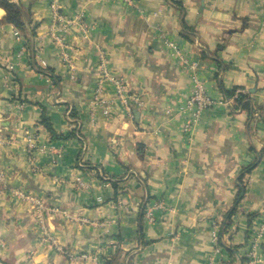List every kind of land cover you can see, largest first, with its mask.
Masks as SVG:
<instances>
[{"label": "crops", "instance_id": "crops-1", "mask_svg": "<svg viewBox=\"0 0 264 264\" xmlns=\"http://www.w3.org/2000/svg\"><path fill=\"white\" fill-rule=\"evenodd\" d=\"M12 1L24 24L0 23V264H264L249 257L264 223V0H60L92 26L64 33L68 60L51 0ZM192 65L216 100L195 122Z\"/></svg>", "mask_w": 264, "mask_h": 264}, {"label": "built area", "instance_id": "built-area-1", "mask_svg": "<svg viewBox=\"0 0 264 264\" xmlns=\"http://www.w3.org/2000/svg\"><path fill=\"white\" fill-rule=\"evenodd\" d=\"M128 2H132L133 0H125ZM61 3L60 0H51L50 2V10H51V23L49 27L50 36L58 43L63 49V58L68 60L67 52L64 49L67 47V44L64 42V33L72 26H77L81 37L87 38L88 33L90 32L92 26L85 21L83 13H77L71 16L64 15L60 11ZM14 34L19 36V31L15 30ZM193 73H192V89L186 100L185 106L188 108L191 113V122H195L202 112L212 107L216 104V100L210 96L207 92L203 81L197 75L195 71V65H192ZM100 68L104 71L106 76L109 78V73L107 72L105 65V56L103 53H100ZM110 80L114 84L115 87V95L119 98L125 106L130 108L133 106H141L142 100L138 95L129 93V89L127 88L126 83L117 77H110ZM182 109V107H181ZM188 129L189 125L186 123L184 126ZM2 175V171L0 170V176ZM147 216L151 218V212L146 211ZM264 235V223H262L253 237V245L249 251V257L254 262L264 263V256L258 254L257 249L260 243V239ZM214 239H217V234H214Z\"/></svg>", "mask_w": 264, "mask_h": 264}, {"label": "trees", "instance_id": "trees-1", "mask_svg": "<svg viewBox=\"0 0 264 264\" xmlns=\"http://www.w3.org/2000/svg\"><path fill=\"white\" fill-rule=\"evenodd\" d=\"M0 8H2L5 12L4 15L0 18V23H11L19 28L23 27V14L17 3L13 2L12 0H0ZM242 98L243 96H238L236 99L237 103H241ZM42 122L47 126L50 131H52L55 136L59 137V135L53 131L51 124L47 122L46 117H42ZM69 135L71 134H67V137Z\"/></svg>", "mask_w": 264, "mask_h": 264}, {"label": "rangeland", "instance_id": "rangeland-1", "mask_svg": "<svg viewBox=\"0 0 264 264\" xmlns=\"http://www.w3.org/2000/svg\"><path fill=\"white\" fill-rule=\"evenodd\" d=\"M0 177H2V180H3V172H2V175L0 176ZM41 228L43 229V226L41 225ZM46 231L45 230H43L42 232H41V236H45L46 235Z\"/></svg>", "mask_w": 264, "mask_h": 264}, {"label": "water", "instance_id": "water-1", "mask_svg": "<svg viewBox=\"0 0 264 264\" xmlns=\"http://www.w3.org/2000/svg\"><path fill=\"white\" fill-rule=\"evenodd\" d=\"M200 11H201V9H200Z\"/></svg>", "mask_w": 264, "mask_h": 264}]
</instances>
